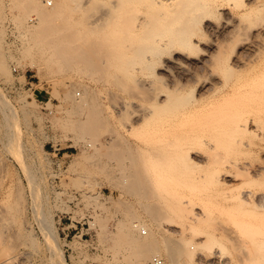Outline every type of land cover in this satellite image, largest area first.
<instances>
[{
  "label": "rangeland",
  "instance_id": "374dc122",
  "mask_svg": "<svg viewBox=\"0 0 264 264\" xmlns=\"http://www.w3.org/2000/svg\"><path fill=\"white\" fill-rule=\"evenodd\" d=\"M47 1L48 7L56 3L52 0L50 6ZM99 1L82 7L76 16L99 15L115 2ZM14 3L0 0V263L127 264L121 260L128 252L122 225L125 221L132 228L137 217L157 237L205 243L192 249L191 264H204L217 255L225 264H264V137L246 133L242 138L249 146L226 141L197 148L196 143L200 153L190 157L155 158L159 145L167 147L161 139L166 111L153 100L168 82L161 49V54L151 53L152 58L146 54L133 68L126 66L130 76L121 71L128 79L118 77L120 82L109 75L80 73L77 67L61 70L56 61L46 62L45 50L36 41L26 40L36 16L22 15L19 20L25 8ZM217 10L214 18L221 20L223 14ZM67 12L73 13L69 8ZM202 34L198 36L205 41L216 37ZM106 65L120 74L116 65ZM85 89L95 93L104 116L110 115L108 124L95 133L98 137L80 134L75 127L90 109L75 108L85 99ZM124 99L131 101L130 112L145 108L153 116L125 127ZM115 133L143 147L140 163L157 186L153 188L162 189L155 194L166 199H143L115 185L122 170L107 157L116 148ZM166 160L177 161L179 172L171 173L167 166L173 162ZM141 202L155 203L154 209L167 213L153 218ZM175 205H181L182 212ZM205 240H211L210 246Z\"/></svg>",
  "mask_w": 264,
  "mask_h": 264
},
{
  "label": "bare ground",
  "instance_id": "6f19581e",
  "mask_svg": "<svg viewBox=\"0 0 264 264\" xmlns=\"http://www.w3.org/2000/svg\"><path fill=\"white\" fill-rule=\"evenodd\" d=\"M95 1L56 0L53 7H48L45 0H14V4L25 8V12L17 16L19 20L22 21L23 16L31 19L32 13L36 16L31 19L33 25L27 29L26 40L36 41L35 44L45 50L46 62L56 61L61 70L77 67L80 73L102 75V78L109 75L118 82L122 77L128 79L125 78L129 75L126 66L128 68L130 64L133 68L134 63H141L146 54L151 56V53H160L161 49V68L167 72L168 82L153 100L155 107L160 106L166 111L165 122L162 123L165 131L162 132L166 134L161 139L167 147L159 145V149L155 148V158L170 160L171 157H179L176 159L179 160L182 155L190 157L200 153L194 147L198 143L197 148L201 143L222 144L226 141L249 146L242 138L246 133L264 137V0H114L112 7H107L99 15L90 14L84 19L76 16L82 7L93 6ZM68 8L73 13H68ZM214 8L222 12L221 20H216L217 16L214 18ZM199 33H211L216 37L210 40L204 36L210 40L205 41L198 36ZM106 63L112 67L116 65L114 68L119 69V75L121 71L127 75H116L106 67ZM75 93L76 96L77 91ZM84 95L85 99L80 100L75 108L78 110L89 105L90 109L85 114L86 118L79 120L75 127L80 134L98 135L101 125L108 124L110 115L104 116L95 93L92 95L86 90ZM130 102L127 99L121 102V115L125 114L121 122L125 127L145 122L148 116H153L152 110L147 113L145 108L137 109L136 114L134 110L130 112ZM112 138L116 148L108 152L107 157L116 160V165L122 170L115 185L143 199L153 195L159 196L158 200L166 199L164 196V199L160 198L162 194H155L159 188H155L157 186L152 184L150 175L140 163L143 147H134L120 133L113 134ZM176 163L167 166L171 173L179 168ZM228 174L233 177L232 173ZM167 190L171 191L170 188ZM146 203L141 202L142 207L153 218L161 219L166 215V211L161 212L163 208L154 209V202V206ZM179 207L174 208L181 211ZM175 209L172 208V212ZM135 219L132 220V228L125 221L122 225L129 248H125L128 252L121 255L124 263L147 264L144 262L161 256L166 264H191L192 249L205 245L197 242L192 243L195 245L192 247L190 239L173 241L164 236L157 237L149 233L151 228L148 224H140ZM48 236L52 238L51 233ZM207 241L206 245L210 246L208 242L212 243L211 240Z\"/></svg>",
  "mask_w": 264,
  "mask_h": 264
},
{
  "label": "built area",
  "instance_id": "2783aa9c",
  "mask_svg": "<svg viewBox=\"0 0 264 264\" xmlns=\"http://www.w3.org/2000/svg\"><path fill=\"white\" fill-rule=\"evenodd\" d=\"M52 4L53 1L49 0L48 5L51 6ZM147 264H166V261L161 256H154ZM206 264H225V262L222 259L216 257L210 260V262Z\"/></svg>",
  "mask_w": 264,
  "mask_h": 264
}]
</instances>
